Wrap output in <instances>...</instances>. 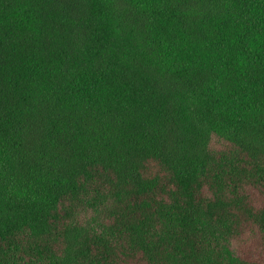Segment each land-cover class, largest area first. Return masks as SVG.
<instances>
[{
    "label": "trees",
    "instance_id": "1",
    "mask_svg": "<svg viewBox=\"0 0 264 264\" xmlns=\"http://www.w3.org/2000/svg\"><path fill=\"white\" fill-rule=\"evenodd\" d=\"M0 264H264V0H0Z\"/></svg>",
    "mask_w": 264,
    "mask_h": 264
}]
</instances>
